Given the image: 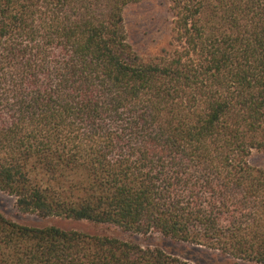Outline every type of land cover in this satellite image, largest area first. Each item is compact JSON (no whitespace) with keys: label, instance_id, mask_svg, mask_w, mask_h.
Segmentation results:
<instances>
[{"label":"trees","instance_id":"obj_1","mask_svg":"<svg viewBox=\"0 0 264 264\" xmlns=\"http://www.w3.org/2000/svg\"><path fill=\"white\" fill-rule=\"evenodd\" d=\"M148 0H0V192L41 220L159 236L264 264V0H167L168 45L133 48ZM0 264H192L0 213Z\"/></svg>","mask_w":264,"mask_h":264},{"label":"rangeland","instance_id":"obj_2","mask_svg":"<svg viewBox=\"0 0 264 264\" xmlns=\"http://www.w3.org/2000/svg\"><path fill=\"white\" fill-rule=\"evenodd\" d=\"M167 0H148L130 5L123 11V19L129 40L137 53L143 57H153L168 45L170 17ZM249 163L254 167H264V154L253 152ZM0 213L20 224L43 226L55 224L66 229H77L86 233H100L122 240H132L146 247H158L171 256L192 264H251L221 256L204 248L163 239L159 236H132L108 226L92 225L85 222H60L41 220L33 215H23L14 206V199L0 192Z\"/></svg>","mask_w":264,"mask_h":264}]
</instances>
